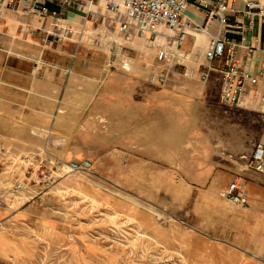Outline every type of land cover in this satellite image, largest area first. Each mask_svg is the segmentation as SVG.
I'll use <instances>...</instances> for the list:
<instances>
[{"label": "crops", "instance_id": "obj_1", "mask_svg": "<svg viewBox=\"0 0 264 264\" xmlns=\"http://www.w3.org/2000/svg\"><path fill=\"white\" fill-rule=\"evenodd\" d=\"M83 1L85 6L19 0L11 6L0 0V118L8 129L1 136L10 141L9 130L22 115L29 130L25 143L50 144L63 151L66 161L88 158L91 170L103 178L112 176L117 164L126 170L124 176L129 167H140L157 185H174L176 176L186 177L177 182L188 193L202 186L205 211L216 220L196 244L207 263L264 264V174L246 167L244 159L264 140L243 151H217L197 122L210 85L218 87L221 104L224 60L207 59L210 34L233 38L238 58L257 73L264 56V19L256 7L251 14L245 10L248 2L263 6L264 0H225L232 9L225 25L204 9L203 3L211 0H189L185 16L206 30L190 31L182 46L174 48L163 35H140L134 29L118 35L115 47L126 54L114 60L74 54L82 34H97L106 42L105 35L117 33L106 22L87 18L91 0ZM43 5L59 14L41 13ZM92 7L104 10L100 2ZM159 29L166 28L160 24ZM241 108L264 116V83L257 88L247 83ZM217 158L231 164L225 168ZM238 176L246 182V207L220 194ZM65 184L62 178L54 186L62 193ZM43 226L54 229L49 222Z\"/></svg>", "mask_w": 264, "mask_h": 264}, {"label": "rangeland", "instance_id": "obj_2", "mask_svg": "<svg viewBox=\"0 0 264 264\" xmlns=\"http://www.w3.org/2000/svg\"><path fill=\"white\" fill-rule=\"evenodd\" d=\"M82 37L75 55L121 57L111 47L118 44L116 32L114 38L105 35L109 42L97 34ZM217 88L209 86L206 108H201L197 120L217 144L215 149L243 151L264 140V116L221 105ZM15 118L10 141L1 136L8 129L2 128L7 122L0 118V264H208L196 244L216 220L205 211L202 186L188 193L177 182L188 180L181 176L175 177L174 185H157L154 178L141 174L145 170L140 167H129L124 176L126 170H119L118 164L108 178L93 170L69 171L70 160H63V151L50 144L25 143L29 130L23 127L22 115ZM61 160L62 171L54 170ZM219 163L225 168L231 164L220 159ZM41 164L47 165L43 171L48 177H41ZM62 172L66 184L59 193L54 185L62 178L50 186L47 182ZM18 180L26 181L27 188L16 190ZM76 180L80 181L75 187ZM45 222L54 229L43 226Z\"/></svg>", "mask_w": 264, "mask_h": 264}, {"label": "built area", "instance_id": "obj_3", "mask_svg": "<svg viewBox=\"0 0 264 264\" xmlns=\"http://www.w3.org/2000/svg\"><path fill=\"white\" fill-rule=\"evenodd\" d=\"M19 0H9V5L15 6ZM59 2L65 6H85L83 0H51ZM100 2L104 6V10H96L92 6L94 3ZM189 0H91L87 7V18H93L106 22L108 26L115 27L118 35L130 32L134 29L138 30L140 35L150 33L153 36L163 35L166 42L174 48L182 46L183 42L189 35L190 31L206 30L201 25L194 23L185 16L186 8ZM248 8L245 10L247 14L253 13L250 8H258L257 14L264 19V5L260 6L258 2H248ZM204 9L209 13L211 19L218 20L225 25L228 21L231 7L225 0H211L203 3ZM43 14H51L57 16L58 11H50L47 6L43 5L39 8ZM1 16V11H0ZM164 24L165 31L159 29V25ZM120 36H118L119 40ZM119 42V41H118ZM119 44V43H118ZM238 43L231 37L222 33L210 34V41L206 49V57L208 60L222 58L224 66L220 68L222 89L220 92L221 104L228 107H241L244 103L247 83L253 88H257L264 83V56L261 60L257 73H252L243 64L242 60L237 56ZM111 46V45H110ZM111 46L114 54L119 53L124 56L120 49ZM117 51V52H115ZM164 52L161 53V56ZM163 57V56H162ZM125 66V65H124ZM126 67V66H125ZM163 81L164 77H160ZM42 152L46 154V149ZM41 158V155L38 154ZM245 165L264 174V141L255 144L253 152L245 155ZM60 160V159H58ZM63 160L58 165L53 166L54 170H61ZM92 161L88 158L75 159L66 162L69 171H90L92 169ZM43 170H47V165H39L41 177H48ZM43 171V172H42ZM66 173L62 172L55 176L50 186L58 179L64 177ZM45 181V180H44ZM46 182V181H45ZM28 183L24 180L15 182L16 190L27 188ZM221 196L230 202L241 207H246L249 200L246 194V182L238 176L234 178L228 186L220 192Z\"/></svg>", "mask_w": 264, "mask_h": 264}, {"label": "bare ground", "instance_id": "obj_4", "mask_svg": "<svg viewBox=\"0 0 264 264\" xmlns=\"http://www.w3.org/2000/svg\"><path fill=\"white\" fill-rule=\"evenodd\" d=\"M126 64H127V63H126ZM126 64H125V65H126ZM126 67H127V66H126Z\"/></svg>", "mask_w": 264, "mask_h": 264}]
</instances>
